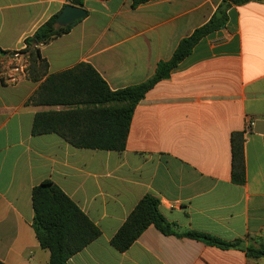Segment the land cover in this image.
<instances>
[{
  "label": "crops",
  "instance_id": "crops-1",
  "mask_svg": "<svg viewBox=\"0 0 264 264\" xmlns=\"http://www.w3.org/2000/svg\"><path fill=\"white\" fill-rule=\"evenodd\" d=\"M223 0H87V14L40 54L49 75L91 65L112 91L142 84L180 42L206 25ZM72 0H0V262L49 264L33 228V189L56 184L101 230L69 264H264L149 227L125 253L111 239L140 200L160 201L180 233L264 244V2L234 6L223 30L205 37L137 106L123 152L76 149L32 133L26 103L40 83L19 81L12 55ZM26 59L28 57L26 56ZM253 126H250V124ZM245 139L246 183L232 181L231 138Z\"/></svg>",
  "mask_w": 264,
  "mask_h": 264
},
{
  "label": "trees",
  "instance_id": "trees-1",
  "mask_svg": "<svg viewBox=\"0 0 264 264\" xmlns=\"http://www.w3.org/2000/svg\"><path fill=\"white\" fill-rule=\"evenodd\" d=\"M87 0H72L83 8ZM107 1V0H101ZM132 8L156 0H131ZM264 0H223L211 20L183 39L172 58L160 62L153 77L142 84L112 91L106 81L89 64L49 75V64L41 57L40 47L67 35L81 20L64 27L55 25L61 12L41 26L25 40L22 51L29 60L28 78L40 83L38 90L26 103L34 107H62L61 111L37 113L32 133L35 136L56 134L76 149L123 152L126 149L131 121L139 103L159 82L168 80L172 72L189 57L207 36L223 30L228 23V12L234 6ZM10 53H7L9 55ZM232 181L246 183L245 139L243 133L231 138ZM33 228L41 247L50 252L49 264H69V260L101 237V230L56 184L46 180L32 192ZM160 201L144 196L125 223L111 239V246L120 253L127 252L151 226L166 236L190 238L224 250L239 249L250 259L264 258V244L246 246L241 239L223 241L196 233H180L160 210ZM0 264H3L0 262Z\"/></svg>",
  "mask_w": 264,
  "mask_h": 264
},
{
  "label": "water",
  "instance_id": "water-1",
  "mask_svg": "<svg viewBox=\"0 0 264 264\" xmlns=\"http://www.w3.org/2000/svg\"><path fill=\"white\" fill-rule=\"evenodd\" d=\"M86 10L84 8L75 7L73 5L66 6L61 14L56 19L55 25L58 28L67 27L76 21L82 20L86 17ZM7 53L0 50V57H6Z\"/></svg>",
  "mask_w": 264,
  "mask_h": 264
},
{
  "label": "built area",
  "instance_id": "built-area-1",
  "mask_svg": "<svg viewBox=\"0 0 264 264\" xmlns=\"http://www.w3.org/2000/svg\"><path fill=\"white\" fill-rule=\"evenodd\" d=\"M25 49L26 47H24L23 50ZM23 50L16 51L12 55L11 64L13 65L14 71L16 73V75L11 78L13 83H17L19 81L18 76L24 75L28 66V59H26V55L22 54ZM250 126H253V124L251 123L249 127Z\"/></svg>",
  "mask_w": 264,
  "mask_h": 264
}]
</instances>
